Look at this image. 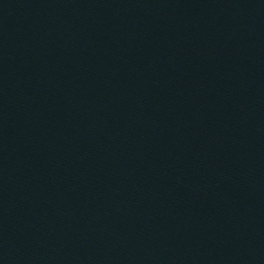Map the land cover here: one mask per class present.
<instances>
[{"label":"water","instance_id":"water-1","mask_svg":"<svg viewBox=\"0 0 264 264\" xmlns=\"http://www.w3.org/2000/svg\"><path fill=\"white\" fill-rule=\"evenodd\" d=\"M264 147V0H0V264H226Z\"/></svg>","mask_w":264,"mask_h":264}]
</instances>
